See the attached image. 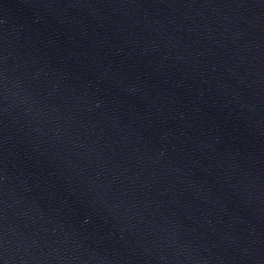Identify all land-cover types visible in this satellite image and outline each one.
<instances>
[{
	"label": "water",
	"instance_id": "obj_1",
	"mask_svg": "<svg viewBox=\"0 0 264 264\" xmlns=\"http://www.w3.org/2000/svg\"><path fill=\"white\" fill-rule=\"evenodd\" d=\"M0 264H264V0H0Z\"/></svg>",
	"mask_w": 264,
	"mask_h": 264
}]
</instances>
